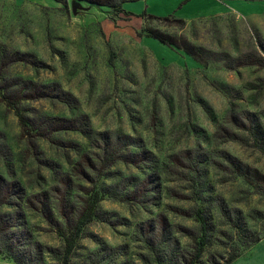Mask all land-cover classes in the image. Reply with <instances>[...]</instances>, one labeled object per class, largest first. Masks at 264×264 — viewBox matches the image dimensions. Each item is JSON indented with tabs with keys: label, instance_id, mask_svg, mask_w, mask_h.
Wrapping results in <instances>:
<instances>
[{
	"label": "rangeland",
	"instance_id": "rangeland-1",
	"mask_svg": "<svg viewBox=\"0 0 264 264\" xmlns=\"http://www.w3.org/2000/svg\"><path fill=\"white\" fill-rule=\"evenodd\" d=\"M218 1L0 0V264H184L196 206L198 264L264 233V0Z\"/></svg>",
	"mask_w": 264,
	"mask_h": 264
},
{
	"label": "trees",
	"instance_id": "trees-1",
	"mask_svg": "<svg viewBox=\"0 0 264 264\" xmlns=\"http://www.w3.org/2000/svg\"><path fill=\"white\" fill-rule=\"evenodd\" d=\"M191 0H184L181 2L180 7L185 5ZM121 12H124L127 15L131 16H137V14H134L133 12L126 11L124 10L121 6L119 8ZM141 16V15H139ZM158 19H171L173 18L172 16L168 17H158V16H152ZM175 21L179 23H183L184 21L182 19L178 18H173ZM148 32V31H146ZM147 37L153 38L158 40L159 42L166 44V45H171L169 42L168 38L158 32L155 31H149L147 34ZM262 50L264 51V46L262 47ZM2 94L0 93V96ZM3 101L7 103L9 106H13L14 104L9 101L6 96H1ZM16 107V106H15ZM25 126V124H23ZM256 144L259 146V142L256 141ZM198 197L194 198L196 201H201L203 200V197L201 196L200 192H197ZM195 194V192H193ZM102 198L100 197V193L97 191L91 195L89 200L86 202V205L83 207L84 209H81L79 211L75 226H74V233L71 237L66 238V253L70 254L73 252L75 246H76V241L80 237L81 233L83 232L84 228L94 221L97 218L98 211H97V204L100 202ZM57 205V204H56ZM217 205L219 207V210L221 212L222 217L224 220L230 224L232 227L238 229L242 227V218L240 216V212L235 209H230L228 208L224 201L222 199L217 200ZM57 207H59L57 205ZM199 224V229L198 232H195L193 230H183L184 236L190 239L192 242V253L188 254V256H180L184 264H198L206 246L208 245V233L211 230V223L209 222V215L208 211L205 207L203 206H196L193 211H192V216ZM246 240H244L241 243V248L237 250L234 253H230L226 260H224L222 263L213 260L212 264H233L235 261H237L239 258H241L244 253L247 251L250 252L262 239H264V233L259 234L257 236H253L250 232H248L246 235H244ZM253 236V237H252ZM176 243V242H175ZM176 247L178 245H173L171 248V251L169 253L170 259H172L175 255H177V250ZM9 249V248H8Z\"/></svg>",
	"mask_w": 264,
	"mask_h": 264
},
{
	"label": "crops",
	"instance_id": "crops-1",
	"mask_svg": "<svg viewBox=\"0 0 264 264\" xmlns=\"http://www.w3.org/2000/svg\"><path fill=\"white\" fill-rule=\"evenodd\" d=\"M181 2L182 0H177ZM203 2L205 4H203ZM196 5V9L192 15H203L207 13L219 12L222 10V4L218 0H191L184 8L180 11H185L190 5ZM186 14L183 13L181 17H186ZM248 254L251 255L250 262L251 264H264V239H262Z\"/></svg>",
	"mask_w": 264,
	"mask_h": 264
},
{
	"label": "water",
	"instance_id": "water-1",
	"mask_svg": "<svg viewBox=\"0 0 264 264\" xmlns=\"http://www.w3.org/2000/svg\"><path fill=\"white\" fill-rule=\"evenodd\" d=\"M76 7H77V6H75V5L73 6V10H74V12L76 11Z\"/></svg>",
	"mask_w": 264,
	"mask_h": 264
}]
</instances>
